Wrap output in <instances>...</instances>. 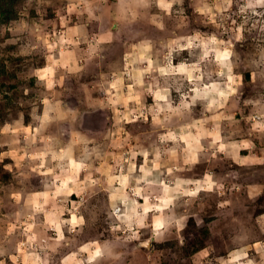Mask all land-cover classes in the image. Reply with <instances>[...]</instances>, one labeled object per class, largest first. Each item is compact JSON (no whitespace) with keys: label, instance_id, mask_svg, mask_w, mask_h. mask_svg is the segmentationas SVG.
Wrapping results in <instances>:
<instances>
[{"label":"rangeland","instance_id":"obj_1","mask_svg":"<svg viewBox=\"0 0 264 264\" xmlns=\"http://www.w3.org/2000/svg\"><path fill=\"white\" fill-rule=\"evenodd\" d=\"M181 7L183 13L178 15ZM222 15L226 19L221 20ZM158 17L163 29L158 26ZM238 23V17L219 12L217 0H184L183 5L173 6L171 14L156 4L144 7L132 0H0V264H32L27 259L29 249L19 245L26 244L33 234L37 241L32 247L42 260V242L54 239L57 216L75 221L71 202H78L79 197L75 193L54 195L61 186L59 181L49 191L44 172L50 161L51 165L57 161L50 156L37 158L51 143V128L68 121L63 101L69 82L80 83L77 96L98 129L89 134L92 143L87 145L89 150L99 146L98 154L91 157L96 169L92 179H100L105 188L118 189L115 181L127 174L133 150L139 153L142 148L151 153L165 146L175 149L174 155L162 157L167 168H182L175 173L177 178L202 180L207 189L199 192L192 207L206 217L219 218L222 212L218 204L223 201L243 204L251 212L248 219L254 226V242L264 241V219H257V214H264V92L253 102H244L254 89L246 71L243 95L238 92L227 101L217 97L215 106L198 100L190 115L182 120L174 117L164 127L165 113L158 109L165 101L145 91L149 84H162L163 77L158 72L141 75L145 67H164L163 57L169 52L164 46L179 37L199 31L204 37L216 35L227 41L233 39ZM145 40L152 42L150 49L143 47ZM21 41L25 46L20 47ZM234 44L245 61L264 55V33L258 28L246 30L244 39L237 38ZM171 55L173 67L181 57L192 62L188 50L172 51ZM208 55L211 58L213 53ZM138 78L142 83H137ZM211 82H218V78L213 76L209 81L205 77L202 85L207 89ZM185 84L191 87L187 81ZM25 89L29 90L27 95ZM153 92L160 95L155 88ZM171 96L175 107L179 95L173 90ZM50 104L55 105V113L48 112ZM53 114L56 121L41 128V116L48 121ZM121 114L127 118L121 119ZM136 116L139 118L134 119ZM184 128L187 131L182 133ZM168 132L181 135V139L162 144L159 137ZM76 147L84 145L77 143ZM193 153L199 163H189ZM153 158L137 154L133 175H139L145 164L151 167ZM205 170L213 174L210 180L204 176ZM84 178L81 172L80 180ZM214 182L224 183L225 190L214 189ZM188 225L166 239L132 241L137 250L128 255L127 264H206L209 256L204 249L220 239L219 224L210 225L190 246L180 248V237L193 229L191 219ZM66 239H72L71 234H66ZM90 239L78 237L67 247L61 245L50 264H60L61 260L77 264L81 257L87 258L88 253H76ZM226 249L225 245L220 251ZM250 253L255 255L257 249L251 248Z\"/></svg>","mask_w":264,"mask_h":264},{"label":"clouds","instance_id":"obj_2","mask_svg":"<svg viewBox=\"0 0 264 264\" xmlns=\"http://www.w3.org/2000/svg\"><path fill=\"white\" fill-rule=\"evenodd\" d=\"M132 2L144 7H147L149 3L156 4L171 14L173 6L183 5L184 0H132ZM217 8L220 13H231L232 17L240 19V23L235 26L233 39L226 41L216 35L204 37L199 31H195L191 36H181L164 46L169 49L168 54L163 57L164 67L154 64L142 70L141 75L158 72L163 77L162 84H149L145 91L153 94L157 100L165 101L164 106L158 109L159 112L165 113L164 120L161 122L164 127H167L174 117L182 120L190 115L192 107L198 100L208 101L215 106L214 101L217 97L227 101L230 97L236 96L238 92H241L246 71L254 81V89L249 90L248 95L244 97V102L251 103L258 94L264 92V55H261L259 59L245 61L235 50L234 44L235 39L238 38L241 41L244 39L246 30L258 28L261 33H264V0H217ZM182 13L181 7L178 15ZM224 19L226 17L222 15L221 20ZM157 20L158 26L163 29V21L159 17ZM23 46L25 41L20 42V47ZM143 47L146 50L150 49L152 42L145 40ZM197 49H201L202 52L198 53ZM183 50L189 51L192 62H186L181 57L178 65L173 67L172 51L179 53ZM209 52L213 53L211 58L208 55ZM213 76L218 78V82H211L205 89L202 81L205 77L212 81ZM185 81L191 87H188ZM106 82V80L103 81V83ZM137 83H142V80L138 78ZM80 86L79 82L67 84L65 89L67 98L63 101V110L68 121L51 128V143L37 157L43 160L45 156H50L51 160L57 161L55 165H51L50 161L49 168L44 172L49 191L55 189L59 181L61 186L54 195L67 197L68 194L75 193L79 197L78 202H71L72 216L75 217V221L73 222L71 218L61 220L57 216L54 239L49 238L51 243L42 242L40 248L42 260L32 247L37 241L35 234L29 237L26 244L19 245L29 249L27 259L32 264H50V260L54 258L61 245L67 247L75 238L83 239L86 236H91L92 239L83 244L76 255L88 253V256L81 257L77 260V264H105V262L127 264L128 255L137 250V246L132 244V241H139L142 237L166 239L174 234V230L179 232L188 228L190 219L193 229L180 237L178 247L190 246L193 238L199 236L204 229L210 225L219 224L217 231L221 234L220 239L213 241L209 248L204 249L209 256L206 264H264V241L256 239L254 242V226L248 219L251 212L243 204L223 201L218 204L222 212L219 218L206 217L192 207L199 192L207 189L202 180L177 178L175 173L183 171L182 168L177 169L175 166L170 170L167 168L166 161H163L162 157L174 155L175 149L165 146L151 153L142 148L139 153L133 150L129 156L127 174L115 181L120 185L118 189L105 188L100 179H92L96 169L92 167L91 157L98 154L99 146L89 150L87 145L92 143L89 134H95L98 129L93 125L92 115L82 107L77 96ZM154 88L160 95L153 92ZM173 90L180 98L175 107H173L171 96ZM28 92L29 90L25 89V95ZM55 110V105L50 104L48 112L55 113ZM19 115L23 117V113ZM126 118L124 114H121V119ZM138 118V116L134 117V119ZM56 119L54 114L48 116V121L41 116V128ZM181 131L186 132L187 128ZM215 135L219 137L218 126ZM159 139L166 145L169 139L179 141L181 135L168 132ZM77 143L84 147L77 149ZM197 145H199V138H197ZM176 148H179L178 143ZM197 151H203V149L197 147ZM137 154L144 156L151 154L154 158L149 162L151 167L145 164L139 169V175H133L137 172L135 164ZM120 160L122 161L123 157ZM189 163H199L195 153ZM81 172L85 173L83 181L80 180ZM212 175L209 170H205L204 176L209 180ZM227 175H231V172ZM213 188L224 191L225 185L222 182H214ZM102 192H107V196L98 195ZM138 199L143 200L144 203H138ZM120 205H123V208ZM257 219H264V214H257ZM66 234H71L72 239H66ZM225 245L226 252L220 251ZM251 248L257 249L255 255L250 253ZM213 252L215 255L212 254ZM72 259H75V256ZM60 264H64V261L61 260Z\"/></svg>","mask_w":264,"mask_h":264}]
</instances>
